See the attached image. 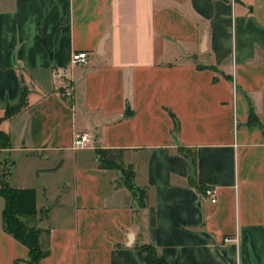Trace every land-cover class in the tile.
Masks as SVG:
<instances>
[{
    "label": "crops",
    "instance_id": "obj_1",
    "mask_svg": "<svg viewBox=\"0 0 264 264\" xmlns=\"http://www.w3.org/2000/svg\"><path fill=\"white\" fill-rule=\"evenodd\" d=\"M24 85L27 106L6 118ZM0 131L8 185L49 209L37 264H147L146 244L168 264H264V0H0ZM100 148L124 150L145 207ZM67 171L53 201L47 180L27 184ZM4 207L0 264H30Z\"/></svg>",
    "mask_w": 264,
    "mask_h": 264
},
{
    "label": "trees",
    "instance_id": "obj_2",
    "mask_svg": "<svg viewBox=\"0 0 264 264\" xmlns=\"http://www.w3.org/2000/svg\"><path fill=\"white\" fill-rule=\"evenodd\" d=\"M29 89L23 86L20 104L16 108L9 107L6 111V118H11L21 112L28 104ZM254 121L253 116L251 120ZM11 140L8 133L0 131V150L10 149ZM183 154H189L195 163V152L191 148H182ZM99 167L101 168H120L126 175L125 184L132 191L134 197H140V207L146 206L147 188H139L134 183L135 171L131 165H123L124 150L119 148H100L98 149ZM13 163H6V170L0 179V197L5 200V207L2 212V227L20 240L30 250V264H37L42 258L51 253L50 229H44L38 226L37 217H47L49 209L38 211L36 205V189L13 188L7 183V176L10 174ZM5 188L4 191L2 189ZM144 253L147 264H168L164 262L152 244L142 245L140 247Z\"/></svg>",
    "mask_w": 264,
    "mask_h": 264
},
{
    "label": "rangeland",
    "instance_id": "obj_3",
    "mask_svg": "<svg viewBox=\"0 0 264 264\" xmlns=\"http://www.w3.org/2000/svg\"><path fill=\"white\" fill-rule=\"evenodd\" d=\"M7 150V149H6ZM9 158H8V156H7V153H5V151L4 150H0V179H1V176L3 175V173L5 172V170H6V163H8L9 162ZM27 165L25 164V163H22V164H20V168H19V174L21 173V174H23L24 172H23V167H26ZM60 166H61V164L60 165H58L56 168H54V169H52V170H48V171H46L47 173H55V172H57L58 170H59V168H60ZM59 172V171H58ZM25 175H27V174H25ZM29 175V174H28ZM40 177V175L38 176V178ZM63 177H66V178H70L71 177V173H70V171H67V172H61L60 174H58L57 176H54L53 174L52 175H49L48 177H43V178H39V180L37 179V178H34V177H30V176H27V184H36V186H37V184H38V186L41 184V182H42V180H47V183H48V185L50 186V190H49V194H48V196H50V198L52 199V201L53 200H55L57 197H58V195H59V193H58V191H57V181L59 180V179H61V178H63ZM2 180V179H1ZM51 182V183H50ZM14 184H16V183H14ZM5 190V188H3L2 189V191H4ZM43 194H42V192L40 191V195H39V206H41L42 205V203H43ZM42 209H44V208H42ZM41 209V210H42ZM40 210V211H41Z\"/></svg>",
    "mask_w": 264,
    "mask_h": 264
},
{
    "label": "built area",
    "instance_id": "obj_4",
    "mask_svg": "<svg viewBox=\"0 0 264 264\" xmlns=\"http://www.w3.org/2000/svg\"><path fill=\"white\" fill-rule=\"evenodd\" d=\"M88 62L87 52L74 53L72 57V63L74 65H84ZM72 93L71 88L61 90V94L64 96H70ZM90 141V136L87 133H76L74 136V146L76 148H83ZM205 196L212 202L216 203L218 200L217 190L215 187H207L204 191ZM225 242H236L237 237H225Z\"/></svg>",
    "mask_w": 264,
    "mask_h": 264
},
{
    "label": "water",
    "instance_id": "obj_5",
    "mask_svg": "<svg viewBox=\"0 0 264 264\" xmlns=\"http://www.w3.org/2000/svg\"><path fill=\"white\" fill-rule=\"evenodd\" d=\"M189 165H190L191 172H192V175H193L194 172H195V165H194L193 158H192L191 156H190V158H189Z\"/></svg>",
    "mask_w": 264,
    "mask_h": 264
}]
</instances>
